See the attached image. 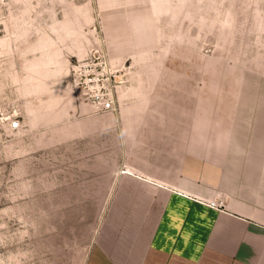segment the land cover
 I'll list each match as a JSON object with an SVG mask.
<instances>
[{
	"label": "rangeland",
	"instance_id": "obj_1",
	"mask_svg": "<svg viewBox=\"0 0 264 264\" xmlns=\"http://www.w3.org/2000/svg\"><path fill=\"white\" fill-rule=\"evenodd\" d=\"M192 123L264 156V0H0V264H90L119 174Z\"/></svg>",
	"mask_w": 264,
	"mask_h": 264
},
{
	"label": "crops",
	"instance_id": "obj_2",
	"mask_svg": "<svg viewBox=\"0 0 264 264\" xmlns=\"http://www.w3.org/2000/svg\"><path fill=\"white\" fill-rule=\"evenodd\" d=\"M161 132L159 155L119 174L125 199L90 264H264V156L231 155L247 146L193 123Z\"/></svg>",
	"mask_w": 264,
	"mask_h": 264
},
{
	"label": "built area",
	"instance_id": "obj_3",
	"mask_svg": "<svg viewBox=\"0 0 264 264\" xmlns=\"http://www.w3.org/2000/svg\"><path fill=\"white\" fill-rule=\"evenodd\" d=\"M85 65H89V64H85ZM75 67V72L79 73L80 75H82V64H79ZM87 68V66H86ZM91 81H89L87 84H89ZM96 85V84H95ZM95 85L94 84H90L88 87V90H92L95 89ZM99 107L102 110H111L113 108V100L112 99H102ZM19 126V122H13L12 124V128H17ZM209 204L214 207V208H221L222 207V201L221 200H212L209 202Z\"/></svg>",
	"mask_w": 264,
	"mask_h": 264
},
{
	"label": "bare ground",
	"instance_id": "obj_4",
	"mask_svg": "<svg viewBox=\"0 0 264 264\" xmlns=\"http://www.w3.org/2000/svg\"><path fill=\"white\" fill-rule=\"evenodd\" d=\"M210 205V204H209ZM211 206V205H210ZM212 207V206H211Z\"/></svg>",
	"mask_w": 264,
	"mask_h": 264
}]
</instances>
